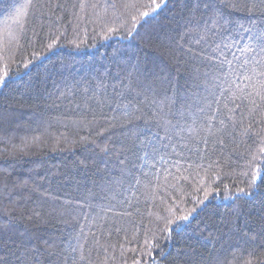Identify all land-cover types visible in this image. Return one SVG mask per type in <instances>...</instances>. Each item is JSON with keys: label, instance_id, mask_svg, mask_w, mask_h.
<instances>
[{"label": "snow or ice", "instance_id": "obj_1", "mask_svg": "<svg viewBox=\"0 0 264 264\" xmlns=\"http://www.w3.org/2000/svg\"><path fill=\"white\" fill-rule=\"evenodd\" d=\"M169 3L174 8L168 26H150ZM69 8L79 9L74 13L78 18L86 8L93 10L106 36L120 32L128 41L126 48L112 55L114 71L89 81L82 91L76 89L79 101L69 98L71 90L61 91L59 97H50L49 105L59 107L56 101L61 98L75 103L82 109L81 123L107 125L99 136L119 129L118 137L109 134L103 146L97 144L115 166L105 162L88 195L66 200L65 205L75 204V209L62 205L64 211L56 215L42 211L46 192L37 195L27 180L0 176V264H98L93 255L99 257L101 252L99 264H120L112 240L122 232L127 240V230L118 221L131 216L128 209L139 203V196L159 199L156 207L163 214L158 219L165 228L151 233L150 239L145 237L140 258L133 257L132 264H156L153 253L160 252L163 260V245L189 230L208 199L205 192L204 200L187 211L175 201L168 203L182 182L191 180L193 171L199 175L201 161L210 159L228 137L252 139L254 134L264 144V0H16L0 13L4 17L0 49L18 48L30 30L42 31L45 24L55 29L62 21L57 13ZM225 8L230 10L227 14ZM232 12L244 13L247 25L233 20ZM8 78L5 65L0 70V88ZM261 155L264 147L252 154L250 163ZM215 163L211 161L208 169ZM260 175L254 174L247 190L238 189L234 199L255 200ZM261 205L264 208V200ZM108 212L113 217L106 223ZM81 216L91 224L99 220L101 231L85 232ZM230 217L234 220L228 222L229 232L241 240L243 248L232 250L230 260L217 257L215 264H239L241 251L254 258L244 264H264V211L253 224L242 207L234 208ZM18 218L43 223L55 219L65 228L59 236L25 232L12 239V221ZM119 249L123 257V243Z\"/></svg>", "mask_w": 264, "mask_h": 264}, {"label": "trees", "instance_id": "obj_2", "mask_svg": "<svg viewBox=\"0 0 264 264\" xmlns=\"http://www.w3.org/2000/svg\"><path fill=\"white\" fill-rule=\"evenodd\" d=\"M74 2L78 3V0ZM15 3L16 0H0V13ZM173 8L174 4L169 3L156 20L150 21V26L167 27ZM78 11V8H69L66 12H58L62 21L55 29L45 24L42 31L30 30L18 48L0 49V70L5 65L9 70L7 84L0 88V176L10 174L11 181L27 180L29 188L37 189V195L46 192L48 200L42 211L53 215L64 211V207L75 209V204L65 205V201L87 196L88 189L93 187L97 178L98 169H103L105 162H109L110 168L115 166L114 160L104 156L97 144L103 146L109 134L114 138L120 135L119 129L106 132L103 136L97 135L107 125L103 122L81 123L78 113L82 109L76 108L75 103L69 104L66 99L56 101L59 107L49 106L50 97H59L61 91L68 93L71 90L69 98L74 96L79 101L76 89L79 87L82 91L89 81L105 76L109 70L114 71L111 63L114 51L123 50L128 44L120 32L106 36V29L102 30L93 10L86 8L80 12L79 17L82 18L74 15ZM229 11L225 8L226 14ZM231 16L238 24L247 25L244 13L232 12ZM3 18L0 16V20ZM108 26L115 27L110 22ZM49 44H52L51 48ZM25 64H28L27 68ZM250 135L252 139L247 136L228 137L223 146L215 149L210 159L201 161L203 169L199 175L193 171L192 179L182 182V188L171 195L168 203L175 201L182 211L204 200L205 192L208 199L189 230L163 245V260L160 259V252L153 253L156 264H215L217 257L227 256L230 260L232 250L243 248L241 240L229 232L231 211L242 207L251 217L250 224L264 211L261 205L264 200V155L250 163L252 154L264 144L259 143L254 134ZM211 161L216 163L208 169ZM257 172L261 175L256 179V199H234L238 189L247 190ZM56 197L59 201L54 199ZM3 203L7 205L8 201L5 199ZM159 203L158 198L139 196V203L128 209L131 216L118 221L119 226L127 230V240L123 232L119 236L114 234L112 240L117 244L115 256L120 264H125V261L132 264L133 257L139 259L145 237L150 239L151 233L159 234L165 228V223L158 219L163 214L156 207ZM105 215L107 223L113 214L108 212ZM80 218L85 232L90 229L101 231L99 220L91 224L82 216ZM64 228L65 225L57 224L55 219L43 223L18 218L12 221L10 235L12 239H19V234L25 232L37 236H59ZM4 239H8V235ZM120 243L126 249L123 257L120 256ZM134 247L137 249L135 253L130 250ZM103 255L102 252L99 257L94 254L93 259L99 264ZM240 257L239 264L254 259L243 251ZM144 261L147 262L148 258L144 257Z\"/></svg>", "mask_w": 264, "mask_h": 264}]
</instances>
